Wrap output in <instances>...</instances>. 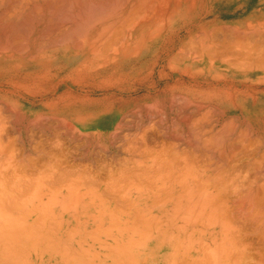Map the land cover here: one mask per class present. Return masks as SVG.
<instances>
[{
  "label": "bare ground",
  "instance_id": "bare-ground-1",
  "mask_svg": "<svg viewBox=\"0 0 264 264\" xmlns=\"http://www.w3.org/2000/svg\"><path fill=\"white\" fill-rule=\"evenodd\" d=\"M262 71L264 0H0V214L39 192L83 190L115 195L118 211L157 236L206 223L207 240L264 244ZM64 137L82 142L86 163L113 153L116 170H68Z\"/></svg>",
  "mask_w": 264,
  "mask_h": 264
},
{
  "label": "crops",
  "instance_id": "crops-1",
  "mask_svg": "<svg viewBox=\"0 0 264 264\" xmlns=\"http://www.w3.org/2000/svg\"><path fill=\"white\" fill-rule=\"evenodd\" d=\"M257 74H258L257 79L258 77H260L259 78L260 82L261 80H264L263 71ZM257 100H261L262 101L261 104L264 106L263 84L257 85ZM263 109L258 114V116H260L258 120L260 121L261 128L258 126L257 130H264V122H261L262 119L264 121ZM89 195H87L86 198L79 200L78 195L70 196L69 193H63V194H59L56 203L50 204L46 202L44 204L43 203L44 198L42 197V194H40L39 198L36 197L35 203L31 204L27 208L28 211L25 210L26 212L24 213H21L22 211H24V209L22 210V209L14 208V211L16 210V212H13L12 211L13 208L12 209L9 208L8 217L11 216L10 212L14 213L15 217L12 216L14 218H16V216L19 217L20 215L23 214L25 218L29 216L28 217V223L30 222L29 230L28 233L21 232L22 234L9 236L8 239L3 242L4 243L3 246H0V264L2 263L14 264V262L15 264H22L23 262H24L23 264H38V263L39 264H87V263L90 264H94V263L95 264H134V263L136 264H187V263L205 264V260L204 262L201 263L199 262L200 260H199L198 245L197 243H193L190 241L189 237H191V235L186 234L187 230H183L182 234H177L175 232L176 230L174 228L178 227V224H175L173 226L171 225L172 228L171 226L164 227L163 225V229L160 230L161 235L157 236L156 235L158 234L157 233L158 230L156 229L157 225L153 223L151 224L149 222H144V221H142L141 223H133L127 217L119 218L118 206H116L117 203L115 204L114 202H112V199L116 201L115 195L112 196L111 194V196H109V194L107 193H102L103 196H100L101 200L102 199L104 201L108 200L111 203L101 202L100 200L96 199L97 196L96 197L92 196V194ZM104 196L107 197L106 200L104 199L105 198ZM74 200L77 204L73 202ZM91 200L94 201L91 202ZM35 205L36 207L34 208ZM120 207L126 208L125 206L124 207L120 206ZM34 210L36 211L35 214H34ZM5 211H7V209H5ZM17 211L20 213H17ZM29 211L31 212V214L30 213L27 214V212ZM40 213H42V216ZM17 214L20 215L18 216ZM25 214L28 216H26ZM33 218L35 219L34 221ZM42 218H44L43 219L44 223L42 221ZM38 220L41 222H38ZM187 225L179 224V227L187 226ZM42 227H44V229H42ZM45 227L47 228L45 229ZM57 227L59 229H57ZM33 228L36 230H33ZM143 228L144 231L142 230ZM164 232H166L165 235H162V233ZM136 233L139 235H137ZM29 234L31 237L29 236ZM54 234L55 237H53ZM141 234L144 237H141ZM36 239L37 241H35ZM80 239H82L83 241L82 240L80 241ZM78 240L79 243L77 244ZM224 240L225 238H222L221 241L219 238H217L215 241L210 240L207 241V244H205L202 247L203 249H205L206 245H208L207 250L210 248L212 251L215 250L216 257L215 259H213L214 261L211 264L225 263L224 261L223 263L221 262L222 259L224 258H220V254L224 253V249L222 250V252H220V248H221L220 244L221 243L223 244ZM62 242L64 243V245ZM69 244L71 246H69ZM55 245L57 246L60 245L58 247L56 246V249L61 247L59 248V250L57 249L58 252L53 248L55 247ZM202 248L201 250H203ZM67 249L72 252L65 251ZM73 249H76L75 251L78 252L73 251ZM81 249L82 251H80ZM69 253L70 255H68ZM212 253L214 254V251ZM82 254H84L83 256L85 257H83ZM25 255L27 256V258ZM73 256H75L74 260H73ZM91 256L93 258H91ZM14 257L16 261L14 260ZM67 257L68 260L65 259ZM83 258L85 259L83 260ZM87 258L89 259L90 262L88 261ZM63 259L65 262L63 261Z\"/></svg>",
  "mask_w": 264,
  "mask_h": 264
},
{
  "label": "rangeland",
  "instance_id": "rangeland-1",
  "mask_svg": "<svg viewBox=\"0 0 264 264\" xmlns=\"http://www.w3.org/2000/svg\"><path fill=\"white\" fill-rule=\"evenodd\" d=\"M224 21H226V22H228V21H230L229 19H225ZM35 133V138L37 139L38 137V139H50V140H52V138H50L49 136H44V135H42L39 131H35L34 132ZM38 133H40V134H38ZM38 136V137H37ZM42 136V137H41ZM44 137V138H43ZM65 139L67 138V137H64ZM37 139V140H38ZM65 139H63V143H64V140ZM66 143L65 144H67V145H64L63 144V150H64V158L62 159V161H60V163L61 164H63L64 166H66V168L68 169V170H70V169H72V170H74L75 169V171L76 170H78V171H80V169H81V171L83 172V171H87V170H89L88 172H90V171H93V170H97L96 169V166L99 164V162H101L102 163V161L104 162V163H102V165L103 164H106V166H108V164H113V162H112V155L111 154H113V153H106V154H103V155H101L100 157H98V158H100L98 161L99 162H95V163H91V162H89V163H86V160H85V158L83 157V156H79V155H83V149H82V147H80L79 145L82 143L81 141H77V140H73L72 141V143L74 144H71L70 143V138L68 137L67 139H66V141H65ZM75 142L77 143V144H75ZM258 143H260V142H258ZM257 143V144H258ZM75 145H78V146H75ZM53 145H51V146H47L46 147V149H47V151L49 150H52L53 149V147H52ZM71 146V147H70ZM73 146V147H72ZM78 147H80V148H78ZM18 149H20L19 147H17V152L16 153H18V154H20V150H18ZM74 151L75 150V152H69V151ZM54 151H56V150H54ZM66 151H67V154H66ZM114 151V149L113 150H111V152H113ZM82 152V153H81ZM70 153V154H69ZM75 153H77V154H75ZM108 154H110V156L108 155ZM71 155H73V156H71ZM75 155V156H74ZM70 156V157H69ZM108 157V158H107ZM51 158H53V157H51ZM74 158V159H73ZM107 159V160H106ZM108 159H110V160H108ZM54 160H55V158H54ZM80 160L81 162H82V164H81V162L78 161ZM77 163H76V162ZM84 161H85V163H84ZM110 161V162H109ZM79 163H80V165H79ZM75 164V165H74ZM89 164H91V166H89ZM94 164H97V165H94ZM77 166V167H72V166ZM80 166V167H79ZM82 166V167H81ZM89 166V167H88ZM95 168H94V167ZM111 166V165H110ZM113 166H114V164L111 166L112 168H110V170H116V165H115V167L113 168ZM69 167H71V168H69ZM85 167V168H84ZM74 168V169H73ZM77 168H80V169H77ZM94 168V169H93ZM91 169V170H90ZM93 169V170H92ZM100 169H102V168H100ZM103 170H105V169H103ZM80 171V172H81ZM113 171V172H114ZM100 172H102V171H100ZM66 180H68V179H66ZM100 180H104V179H100ZM66 183H69V181H66ZM53 190V191H52ZM52 190H50V191H52V193L53 194H56V195H54L55 196V198H53L52 196H50L49 197V195L50 194H48L49 192H39L38 193V195H36V197H40V194H42L43 196L42 197H44V199H43V203L45 204L46 202H48V203H50V204H54V203H56V200H57V198L59 197V194H63V193H69L70 194V196H76V195H78L79 196V200H82L83 198H85V197H87V195H89V193H86V192H83V190H69V191H62V190H60V189H58V190H60V191H56V189H52ZM55 190V191H54ZM55 192V193H54ZM57 192V193H56ZM71 192H73V194L71 193ZM75 192V193H74ZM51 193V194H52ZM37 194V193H36ZM24 197V196H23ZM49 197V198H48ZM46 198H48L47 200L48 201H46ZM49 199H51L50 200V202H49ZM56 199V200H55ZM20 206H18L16 209H25V208H28V207H26V206H21L20 208H19ZM2 211H3V209L1 208L0 209V212L2 213ZM24 212V211H23ZM23 212H21V213H23ZM123 212H124V214L122 213V211H119V218H122V217H127V216H125L126 214V211L125 210H123ZM4 213H5V211L2 213L3 215H4ZM1 215V214H0ZM3 215H1L0 216V234L2 233V235H0V246H3V242L5 241V240H7L8 239V237L9 236H14V235H17V234H21V232H27L28 233V230H29V224H27V222H28V218H27V220H26V218H25V220L27 221H23L22 219V217L23 216H19V224H17V225H15V223H18V217H17V219H13L12 218V220H16L17 222H15V221H11L10 222V220H9V217H7L6 216V218L3 216ZM7 215V214H6ZM20 218H22V219H20ZM1 219H2V221H1ZM20 220H22V221H20ZM5 221V223H3ZM7 222H10V224L9 223H7ZM14 224H13V223ZM24 222H25V226L26 225H28V226H24ZM23 223V224H22ZM5 224V225H4ZM12 224V225H11ZM21 224V225H20ZM194 224V223H193ZM189 224L188 223V225H192L191 227H192V229L190 228V226H188V227H186L187 229H189V230H192L193 231V233L191 234V237H189V239H190V241L191 242H193V243H197V245H198V250L199 249H201V247H203L205 244H207V241H210V240H216V239H213V238H211V239H209V240H207V239H205L204 237L202 238L201 237V231L199 232V230L201 229L203 232L204 231H206L207 230V226H200V225H205L206 223H198V224ZM239 224V226L241 225V223H238ZM238 224L237 225H232L230 228H226V230H227V232H228V230L229 231H233V230H236L237 229V227H238ZM7 225H10V226H7ZM15 225V226H14ZM4 226H7L6 228L7 229H5V227ZM11 226H14V228L12 227L11 228ZM194 226V227H193ZM1 227H3V228H1ZM10 227V228H9ZM18 227V228H17ZM205 227V228H204ZM17 230H16V229ZM8 229H9V231H8ZM186 229V230H187ZM194 229V230H193ZM198 229V231H196ZM205 229V230H204ZM209 229H211V227L209 228ZM248 229V228H247ZM16 232H15V231ZM24 230V231H23ZM212 230V229H211ZM211 230H209V231H211ZM9 233H8V232ZM207 232H208V230H207ZM3 233H5V234H3ZM8 233V234H7ZM7 234V235H6ZM198 234H199V236H198ZM231 235V234H230ZM257 235H259L258 233H257ZM241 236V235H240ZM247 236V235H246ZM259 237V238H258ZM260 237L261 236H257V237H251V239L252 240H250L249 241V237H243V235L240 237L241 239L240 240H244L243 242L242 241H240L239 239L237 240V243H242V244H237L233 239V237L232 236H229V238L228 237H226L225 236V240H224V243L222 244H220V252H222V250L224 249V253L223 254H220V258H224V260H225V264H227V261H226V258H227V256H231L232 258H234L236 255H238V253H239V255L241 254V252L243 253V251H244V253H243V255H244V257L243 258H245L246 260L244 261L243 259H242V262L240 263V264H244V263H246V264H260L261 263V261H262V259L263 258H258V257H260V256H258L259 254H258V250L260 251V252H264V251H262V249L264 248L263 247V245L264 244H262V242H260L259 243V241L261 240L260 239ZM254 238H255V240H254ZM256 238H258V242H257V240H256ZM247 239V240H246ZM220 241H221V239H220ZM262 241V240H261ZM250 244H249V243ZM253 242V243H252ZM248 243V244H247ZM264 243V242H263ZM236 244H237V246H236ZM261 244V245H260ZM203 245V246H202ZM241 245H244L243 247L241 246ZM254 245V246H253ZM259 245V246H258ZM257 246L259 247V248H257ZM207 248H208V245H206V247H205V250L203 249L202 251H198L199 252V262L201 263V262H204V260H207V262L205 261V264H211L212 262H213V259H215V257H216V255H215V250H213L214 251V254L212 253L213 251L211 250V248L210 249H208L207 250ZM245 248V249H244ZM247 248V249H246ZM260 248H262V249H260ZM207 250V251H206ZM246 250L248 251V252H246ZM264 250V249H263ZM204 251V252H203ZM239 251V252H238ZM200 252H202V253H200ZM259 252V253H260ZM231 253V254H230ZM248 254V255H247ZM261 254V253H260ZM209 255V256H208ZM245 255H247V256H245ZM206 256V257H205ZM225 256H226V258H225ZM229 256V257H230ZM203 257H204V259H203ZM209 257V258H208ZM249 257V258H248ZM251 258V259H250ZM258 259H260V261L258 260ZM252 260V261H251ZM264 261V260H263ZM244 262V263H243ZM252 262V263H251ZM258 262V263H257ZM260 262V263H259ZM264 262H262V264H263Z\"/></svg>",
  "mask_w": 264,
  "mask_h": 264
}]
</instances>
